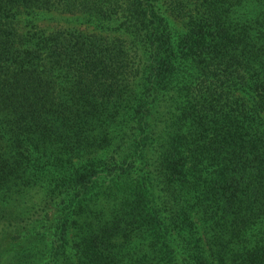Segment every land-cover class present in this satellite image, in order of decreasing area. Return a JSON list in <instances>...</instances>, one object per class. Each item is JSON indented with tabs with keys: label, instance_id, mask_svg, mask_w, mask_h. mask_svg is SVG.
<instances>
[{
	"label": "trees",
	"instance_id": "trees-1",
	"mask_svg": "<svg viewBox=\"0 0 264 264\" xmlns=\"http://www.w3.org/2000/svg\"><path fill=\"white\" fill-rule=\"evenodd\" d=\"M0 264H264V0H0Z\"/></svg>",
	"mask_w": 264,
	"mask_h": 264
},
{
	"label": "rangeland",
	"instance_id": "rangeland-1",
	"mask_svg": "<svg viewBox=\"0 0 264 264\" xmlns=\"http://www.w3.org/2000/svg\"><path fill=\"white\" fill-rule=\"evenodd\" d=\"M34 24L41 28H50V27H78L84 30H90V24L86 22H80L75 17L69 16L66 14H51L47 17H43L39 20L34 21Z\"/></svg>",
	"mask_w": 264,
	"mask_h": 264
}]
</instances>
